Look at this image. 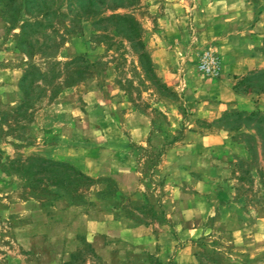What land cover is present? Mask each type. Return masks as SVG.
Returning a JSON list of instances; mask_svg holds the SVG:
<instances>
[{"label":"rangeland","instance_id":"obj_1","mask_svg":"<svg viewBox=\"0 0 264 264\" xmlns=\"http://www.w3.org/2000/svg\"><path fill=\"white\" fill-rule=\"evenodd\" d=\"M207 6L211 10L204 11ZM220 16L226 23L212 25ZM239 21L240 32L235 30ZM0 27V56L22 71L16 109H0V139L13 143L4 150L0 145V189L8 191L3 198L20 204L11 211L0 204V255L20 248L18 238L24 243L13 233V217L26 199L42 206L67 198L89 203L90 187L99 183L98 201L111 200L130 211V200L114 181L43 156L48 146L56 152L60 138L75 134L84 148L91 141L103 146L108 120L120 117L124 103L156 111L173 104L178 114L173 117L189 115L187 89L197 74L210 81L229 76L234 89L246 93L238 101L242 109L225 112L215 127L243 145L231 161V180L242 214L251 215L239 236L222 228L203 236L200 259L264 264V0H0ZM172 28L180 35L166 44L163 35ZM228 33L227 41L216 39ZM233 35L237 38L230 39ZM170 54L177 60L172 80L158 63ZM241 62L258 65L243 72ZM12 83L5 77L0 88ZM155 116L167 131V117ZM183 119L174 137L188 129Z\"/></svg>","mask_w":264,"mask_h":264},{"label":"crops","instance_id":"obj_2","mask_svg":"<svg viewBox=\"0 0 264 264\" xmlns=\"http://www.w3.org/2000/svg\"><path fill=\"white\" fill-rule=\"evenodd\" d=\"M208 10L209 6L204 9ZM198 21L203 22L201 18ZM214 21L212 25L226 23L221 16ZM237 29L241 31L240 21ZM171 30L163 35L166 44L180 35L179 30ZM228 36L230 33L216 39ZM176 61L171 54L158 61L167 79L177 76L172 68ZM241 63L243 72L258 65ZM19 68L0 56V83L8 76L13 80L12 86L0 88V109L12 110L18 105ZM190 80L186 106L189 115L182 114L184 119L173 117L177 112L173 104L156 111L124 103L120 106L122 116L108 120L110 130L103 146L95 147L91 141L84 148L79 135L70 139L62 136L65 138H60L56 152L48 146L50 150L43 156L75 164L87 176L114 181L119 194L130 200V211L111 200L98 201L102 189L99 183L90 187L89 203L67 198L42 206L33 199L39 205L31 206L32 201L26 199L22 201L26 205L22 212L13 217V233H19L24 243L18 238L20 248L0 255V264H203L199 247L203 236L219 228L235 236L245 233L251 215L242 214L231 180L235 167L231 161L236 148L243 145L236 146L228 136L230 131L215 127V122L225 112L240 109L243 102L238 101L246 93L234 89L229 76L210 81L194 74ZM175 81L178 79L170 83ZM157 112L167 117V131L155 118ZM181 119L188 129L181 138L174 137ZM0 145L4 150L13 143L0 139ZM7 192L0 189V204L11 211L20 204L3 198Z\"/></svg>","mask_w":264,"mask_h":264},{"label":"trees","instance_id":"obj_3","mask_svg":"<svg viewBox=\"0 0 264 264\" xmlns=\"http://www.w3.org/2000/svg\"><path fill=\"white\" fill-rule=\"evenodd\" d=\"M2 15H4V13H3V12H2ZM46 161H48V162H49L50 160H46Z\"/></svg>","mask_w":264,"mask_h":264}]
</instances>
